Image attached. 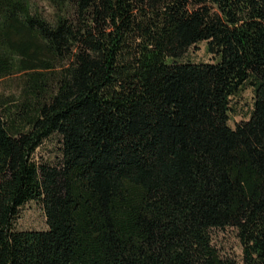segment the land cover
<instances>
[{"label": "trees", "instance_id": "1", "mask_svg": "<svg viewBox=\"0 0 264 264\" xmlns=\"http://www.w3.org/2000/svg\"><path fill=\"white\" fill-rule=\"evenodd\" d=\"M47 2L0 0V264H264V0Z\"/></svg>", "mask_w": 264, "mask_h": 264}, {"label": "rangeland", "instance_id": "2", "mask_svg": "<svg viewBox=\"0 0 264 264\" xmlns=\"http://www.w3.org/2000/svg\"><path fill=\"white\" fill-rule=\"evenodd\" d=\"M41 8H48L47 0H34ZM185 59L195 61L215 60L217 56L209 50L208 41L204 40L193 46L184 56ZM21 75L0 78V94H8L19 91L21 87ZM253 105V89L246 85L243 90L232 99L231 124H236L250 117ZM60 155V139L58 135L48 138L37 150V158L57 161ZM19 228H48V218L43 204L37 200L26 203L17 219ZM215 242L223 251L235 254L238 258L243 255V245L234 227L216 229L214 231Z\"/></svg>", "mask_w": 264, "mask_h": 264}]
</instances>
